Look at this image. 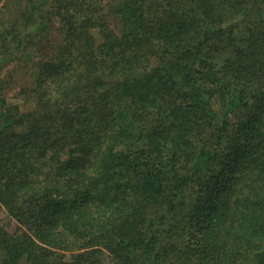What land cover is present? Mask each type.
Listing matches in <instances>:
<instances>
[{"label": "trees", "instance_id": "16d2710c", "mask_svg": "<svg viewBox=\"0 0 264 264\" xmlns=\"http://www.w3.org/2000/svg\"><path fill=\"white\" fill-rule=\"evenodd\" d=\"M0 44L2 264H264V0H0Z\"/></svg>", "mask_w": 264, "mask_h": 264}, {"label": "rangeland", "instance_id": "374dc122", "mask_svg": "<svg viewBox=\"0 0 264 264\" xmlns=\"http://www.w3.org/2000/svg\"><path fill=\"white\" fill-rule=\"evenodd\" d=\"M4 18H7V16H4ZM113 24L115 23L113 22ZM12 77H14V79H12ZM7 84L10 85L8 86ZM0 85V88L4 91V96L8 100L13 103L22 102L26 97L23 91L29 89L31 85V77L30 74L23 73L21 69L14 63L4 64L3 69H0ZM9 223L10 217L8 216L6 211L0 207V225L9 226ZM10 227H13V225H11ZM2 259L3 255L0 252V264H2ZM107 264H109V261L107 262Z\"/></svg>", "mask_w": 264, "mask_h": 264}]
</instances>
